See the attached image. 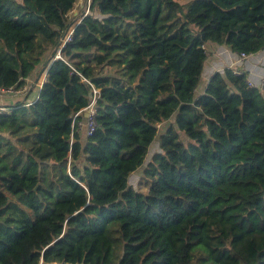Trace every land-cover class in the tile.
I'll return each instance as SVG.
<instances>
[{
    "label": "trees",
    "instance_id": "obj_1",
    "mask_svg": "<svg viewBox=\"0 0 264 264\" xmlns=\"http://www.w3.org/2000/svg\"><path fill=\"white\" fill-rule=\"evenodd\" d=\"M77 1L0 0V88L46 76L0 114V264H264V89L198 91L206 44L264 50V0Z\"/></svg>",
    "mask_w": 264,
    "mask_h": 264
},
{
    "label": "crops",
    "instance_id": "obj_2",
    "mask_svg": "<svg viewBox=\"0 0 264 264\" xmlns=\"http://www.w3.org/2000/svg\"><path fill=\"white\" fill-rule=\"evenodd\" d=\"M73 14L75 15L76 12ZM76 21H78V19ZM205 48L207 56L203 64L201 81L198 87L199 93L203 92L207 82L214 73L223 74L226 69L241 71L246 75L247 80L254 83H258V81L264 77V50L241 59L239 54L233 53L224 44H206ZM32 78H30V81H32ZM39 81L40 80H38V84ZM38 84H33V87L30 89L32 92L28 99L32 100L37 97L39 92ZM3 101L5 103H3ZM3 101L0 99V105L11 106L14 105L18 99L6 98Z\"/></svg>",
    "mask_w": 264,
    "mask_h": 264
},
{
    "label": "built area",
    "instance_id": "obj_3",
    "mask_svg": "<svg viewBox=\"0 0 264 264\" xmlns=\"http://www.w3.org/2000/svg\"><path fill=\"white\" fill-rule=\"evenodd\" d=\"M89 1L88 0V8H87V11L84 15H86L88 13V9H89ZM80 22V19L76 22L79 23ZM72 34H73V27L68 31V33L66 34V36L64 37V39L61 41L60 43V46H59V49L55 55V59L59 58L60 55H59V50L68 42L71 41V37H72ZM240 55V58L241 59H244L246 58L247 54H239ZM233 73L236 74V75H239L241 74L242 72L241 71H238V70H233ZM43 78L40 80L39 84L38 82H36L35 84L39 85V89L41 88L43 82L46 80V76H45V73L42 75ZM247 83L250 87H255L258 89V91L262 92L263 89H264V77H262L258 83H254L252 81H249L247 80ZM30 90V87H28V85H25L21 88H16V87H7V88H0V99H18L17 102H20L21 105H24V106H27V105H30L31 104V100H26V96H27V93L28 91ZM96 94H97V91L95 89H93V96H92V99L90 101V103L88 104L87 107H85L83 109V111H87L88 112V115L87 117H85V120L83 121H75L77 115L79 114L76 113L73 117V120H72V127H73V130H75L76 133L80 134V135H83V136H90L92 135V133L94 132V129H95V122H94V117H95V101H96ZM11 111V107L10 106H5V105H0V114H9Z\"/></svg>",
    "mask_w": 264,
    "mask_h": 264
},
{
    "label": "rangeland",
    "instance_id": "obj_4",
    "mask_svg": "<svg viewBox=\"0 0 264 264\" xmlns=\"http://www.w3.org/2000/svg\"><path fill=\"white\" fill-rule=\"evenodd\" d=\"M88 8V0H78L76 5L74 6L73 10L70 12L69 17L73 19V22H75L77 19L79 20L82 15H84ZM76 14L74 15L73 13ZM74 15V16H73ZM80 15V16H79ZM77 22V21H76ZM39 68L36 70V73L39 72ZM35 78H39L38 74L34 76ZM36 78V79H37ZM43 78V76L40 78V80ZM33 81V78H32ZM40 82V81H39ZM33 87V84L31 85V88ZM1 101H3L1 99ZM3 103H5L3 101ZM159 150V142H157V139L150 145L148 149V154L146 156L145 163L150 159L153 153ZM141 177V168L135 171L130 177L128 178V184L132 186L133 189L139 188V181ZM9 182L7 180H0V187L1 190L10 198H12V195L9 193ZM14 186H22L25 190H29L33 187V185L25 186L20 181H13L12 182Z\"/></svg>",
    "mask_w": 264,
    "mask_h": 264
},
{
    "label": "water",
    "instance_id": "obj_5",
    "mask_svg": "<svg viewBox=\"0 0 264 264\" xmlns=\"http://www.w3.org/2000/svg\"><path fill=\"white\" fill-rule=\"evenodd\" d=\"M87 115H88V112L84 111V116L87 117Z\"/></svg>",
    "mask_w": 264,
    "mask_h": 264
}]
</instances>
